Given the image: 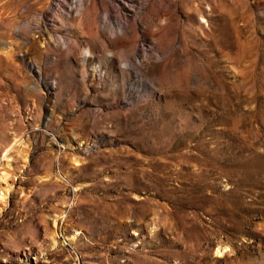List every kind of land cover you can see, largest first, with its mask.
Masks as SVG:
<instances>
[{"label":"rangeland","instance_id":"obj_1","mask_svg":"<svg viewBox=\"0 0 264 264\" xmlns=\"http://www.w3.org/2000/svg\"><path fill=\"white\" fill-rule=\"evenodd\" d=\"M1 195L0 264H264V0H0Z\"/></svg>","mask_w":264,"mask_h":264},{"label":"bare ground","instance_id":"obj_2","mask_svg":"<svg viewBox=\"0 0 264 264\" xmlns=\"http://www.w3.org/2000/svg\"><path fill=\"white\" fill-rule=\"evenodd\" d=\"M0 200H2V201L5 200L4 196L1 195ZM218 252H219V251H218Z\"/></svg>","mask_w":264,"mask_h":264}]
</instances>
